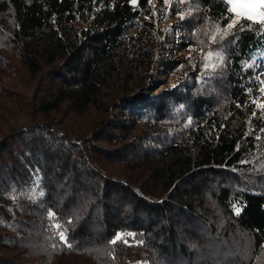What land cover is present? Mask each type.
Instances as JSON below:
<instances>
[{
    "label": "trees",
    "instance_id": "trees-1",
    "mask_svg": "<svg viewBox=\"0 0 264 264\" xmlns=\"http://www.w3.org/2000/svg\"><path fill=\"white\" fill-rule=\"evenodd\" d=\"M232 17L0 0V264H264V27Z\"/></svg>",
    "mask_w": 264,
    "mask_h": 264
},
{
    "label": "snow or ice",
    "instance_id": "snow-or-ice-1",
    "mask_svg": "<svg viewBox=\"0 0 264 264\" xmlns=\"http://www.w3.org/2000/svg\"><path fill=\"white\" fill-rule=\"evenodd\" d=\"M226 3L229 5V12L233 14L232 22L227 25L228 29L237 26L240 19L259 23L264 27V0H226ZM224 34L227 35V31ZM61 236L63 238V234Z\"/></svg>",
    "mask_w": 264,
    "mask_h": 264
},
{
    "label": "clouds",
    "instance_id": "clouds-1",
    "mask_svg": "<svg viewBox=\"0 0 264 264\" xmlns=\"http://www.w3.org/2000/svg\"><path fill=\"white\" fill-rule=\"evenodd\" d=\"M264 84V83H263ZM263 84H262V86H263ZM262 89H264V87H261Z\"/></svg>",
    "mask_w": 264,
    "mask_h": 264
},
{
    "label": "built area",
    "instance_id": "built-area-1",
    "mask_svg": "<svg viewBox=\"0 0 264 264\" xmlns=\"http://www.w3.org/2000/svg\"><path fill=\"white\" fill-rule=\"evenodd\" d=\"M262 87H264V84H263V86Z\"/></svg>",
    "mask_w": 264,
    "mask_h": 264
},
{
    "label": "rangeland",
    "instance_id": "rangeland-1",
    "mask_svg": "<svg viewBox=\"0 0 264 264\" xmlns=\"http://www.w3.org/2000/svg\"><path fill=\"white\" fill-rule=\"evenodd\" d=\"M149 17H151L150 15H149ZM22 119V118H21Z\"/></svg>",
    "mask_w": 264,
    "mask_h": 264
}]
</instances>
